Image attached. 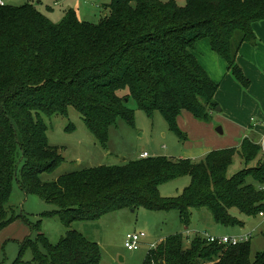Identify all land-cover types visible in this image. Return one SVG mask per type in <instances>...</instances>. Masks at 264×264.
<instances>
[{"label":"trees","instance_id":"obj_1","mask_svg":"<svg viewBox=\"0 0 264 264\" xmlns=\"http://www.w3.org/2000/svg\"><path fill=\"white\" fill-rule=\"evenodd\" d=\"M103 9L96 23L80 20L73 8L54 23L30 0L0 5V231L17 218L26 221L7 206L14 180L25 195L54 203L43 215H65L67 227L54 244L43 233L28 234L10 264H97V243L70 225L116 209L177 210L186 225L192 210L203 208L223 226L238 223L233 209L245 215L264 210V153L248 138L198 161L149 155L42 179L62 159L47 142L43 116L66 115L69 106L104 147L118 119L133 126L129 98L147 114L159 111L182 140L181 111L210 122L218 83L194 54L202 38L229 74L249 85L236 57L242 43L255 42L252 25L264 20V0H110ZM124 88L127 94L118 95ZM235 155L244 167L227 176ZM182 175L190 183L179 195H160L162 183ZM183 240L180 233L164 237L142 264H264V249L251 256L249 240L222 244L198 235L189 246ZM27 248L32 257L23 260Z\"/></svg>","mask_w":264,"mask_h":264},{"label":"rangeland","instance_id":"obj_2","mask_svg":"<svg viewBox=\"0 0 264 264\" xmlns=\"http://www.w3.org/2000/svg\"><path fill=\"white\" fill-rule=\"evenodd\" d=\"M7 4H23L27 0H4ZM35 7L46 15L52 22H59L67 8H73L79 19L96 23L107 10L103 5L110 0H30ZM184 4V0H176ZM202 53V52H201ZM127 88L119 90L120 96L126 95ZM127 106L134 111L133 126L118 119L109 128L106 146H101L95 136L86 127L81 114L69 106L66 115H44L47 124V142L56 147L62 159L52 173L41 175L43 180L51 181L60 174L77 171L98 165H120L133 160L141 151L149 155L184 158L193 161L200 160L206 153L220 149L216 141L224 140L226 136L216 131L220 123L215 124L213 117L210 122L195 119L188 113H182L183 118L177 126L183 132L182 140L167 125L162 114L155 110L151 114L139 109L135 101L128 99ZM219 116V114H216ZM181 116V115H180ZM212 125L213 127H211ZM218 125V126H217ZM213 128V129H212ZM228 138V137H227ZM229 139V138H228ZM227 139V141H228ZM229 147V146H227ZM222 147V148H227ZM251 162L249 166L253 165ZM244 167L242 159L235 155L227 167V176H231ZM190 183L188 175H182L159 187L163 197H175ZM15 213L23 215L16 223L25 227V232L19 236L0 242V264H10L18 252V242L28 234L34 238L43 233L52 244L62 237L67 227L64 224L65 215H43L54 211L57 207L38 195H25L18 187L16 180L12 183V190L7 203ZM232 215L238 223L233 225H219L213 222L210 214L203 208L193 209L189 222H180L177 210L151 211L143 207L136 209L122 208L101 214L94 220H74L70 228L76 229L87 239L95 241L99 247L100 260L97 264H142L149 248H154L164 237L180 233L183 236V246H189L191 240L198 235L245 237L251 246V256L256 251L264 249V218L257 213L245 215L233 209ZM29 224V225H28ZM36 225L31 230L32 225ZM133 231H144L146 237L138 249L129 251L125 246V235ZM42 247V246H41ZM32 251L25 249L23 260H30Z\"/></svg>","mask_w":264,"mask_h":264},{"label":"crops","instance_id":"obj_3","mask_svg":"<svg viewBox=\"0 0 264 264\" xmlns=\"http://www.w3.org/2000/svg\"><path fill=\"white\" fill-rule=\"evenodd\" d=\"M252 30L256 37L255 42L242 43L236 57L237 64L249 80L246 88L229 74L226 61L211 50L207 38H202L195 44L194 54L198 62L211 80L218 83L214 98L220 111H214L212 117L215 124L222 125L221 134H226L229 138L216 140L220 149L227 146L237 147L244 138L264 146V20L254 22ZM185 112L188 113L181 111L178 121ZM13 223L16 222L13 221L0 231V242L10 241L25 232V227Z\"/></svg>","mask_w":264,"mask_h":264},{"label":"built area","instance_id":"obj_4","mask_svg":"<svg viewBox=\"0 0 264 264\" xmlns=\"http://www.w3.org/2000/svg\"><path fill=\"white\" fill-rule=\"evenodd\" d=\"M5 2L3 0H0V5H4ZM262 151L264 153V146L262 145ZM149 154L147 152H141L139 154V158H144V157H148ZM258 215L261 216L262 218H264V210H261L258 212ZM146 237V233L144 231H133V232H129L125 235V246L129 251H133L138 249L140 243L142 242V240ZM207 238L208 241L210 242H214L217 241L218 243H222V244H237L239 242L242 241H247L248 240V236L245 237H228L226 235L224 236H212V235H206L205 236Z\"/></svg>","mask_w":264,"mask_h":264},{"label":"water","instance_id":"obj_5","mask_svg":"<svg viewBox=\"0 0 264 264\" xmlns=\"http://www.w3.org/2000/svg\"><path fill=\"white\" fill-rule=\"evenodd\" d=\"M215 111L219 112V111H220V107L217 106ZM216 131H217L218 133L221 134V133H222V128L218 126V127L216 128Z\"/></svg>","mask_w":264,"mask_h":264}]
</instances>
